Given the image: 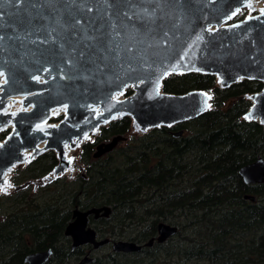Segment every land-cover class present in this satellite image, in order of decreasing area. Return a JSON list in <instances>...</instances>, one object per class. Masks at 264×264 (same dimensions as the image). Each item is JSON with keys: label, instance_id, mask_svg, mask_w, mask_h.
<instances>
[{"label": "trees", "instance_id": "obj_1", "mask_svg": "<svg viewBox=\"0 0 264 264\" xmlns=\"http://www.w3.org/2000/svg\"><path fill=\"white\" fill-rule=\"evenodd\" d=\"M263 87L260 80L246 79L222 88L210 73L168 76L163 91H208L214 109L172 127L131 135L127 146L107 158L93 159L96 143L131 132L133 119L120 118L104 127L96 142L84 144L87 178L56 179L41 195L25 188L0 196V264H26L28 254L49 248L53 254L46 264H67L79 254L71 251L65 234L73 210L101 205L113 209L103 219L104 235L124 237L136 223L145 228L130 240L142 243L156 235L160 221L177 224L181 234L186 218L191 247L178 252L156 243L139 252L104 254L99 264H155L159 253L167 257L183 253L210 264H264V183L246 184L239 175L242 166L264 157V126L244 118L252 105L250 96ZM179 130L184 133L176 137ZM5 136L0 133V142ZM57 163L53 151L45 152L18 171L16 183L42 178ZM246 194L256 200L246 199ZM174 215L180 221L173 220ZM130 256L143 257L133 263L123 258Z\"/></svg>", "mask_w": 264, "mask_h": 264}, {"label": "water", "instance_id": "obj_2", "mask_svg": "<svg viewBox=\"0 0 264 264\" xmlns=\"http://www.w3.org/2000/svg\"><path fill=\"white\" fill-rule=\"evenodd\" d=\"M245 0H190L191 6L186 8L185 15L180 22L179 28L172 29L169 47H153L147 50L148 63L153 64L152 69L145 70L141 67L142 62L135 60L132 63V71L125 64L124 69L119 72V79L112 74L97 76L92 80H75L69 86L67 81L59 79L49 83H35L28 79L29 73L26 67H32L31 56L24 60V63L7 65L10 70L9 83L3 86V98L10 95L26 93L24 104L28 107L33 104L31 111H21L15 116L6 115L0 119V125H7L10 120L14 122L12 130L6 134L0 142L4 146L0 148V182L3 174L16 163L26 160L25 151H50L61 150L65 143L73 140H82L85 134L100 129L104 121L109 120L116 113H123L129 116L134 122L141 126L142 130L157 128L160 126L172 127L199 117L205 112L214 109L213 95L205 90H191L184 94H173L163 91V82L171 74L200 72L210 73L217 76L222 88L229 87L243 80H260L264 83V16L260 13L252 15L258 19H250L241 24L238 28L229 29L228 25L240 24L246 17L233 23L226 24V17L237 7H243ZM26 7V6H25ZM0 10L3 11V23L5 27L0 29L5 36H24L25 30L34 24H42L44 21L33 20L29 23V11L33 14L35 10L16 8L7 3V0L0 2ZM45 10V15H47ZM92 15L98 16L97 13ZM97 25H103L107 29V21L99 18ZM208 25L214 26L213 33L203 32V42L193 48L195 56L190 61H181L180 66L171 71L169 75L159 79V94L156 93V81L161 73L176 63L180 55L187 49V45L195 40L198 33ZM222 25V27H221ZM219 27V31L215 28ZM91 34V33H90ZM156 39H159L157 36ZM9 49H17L12 52L11 59H19V53L28 49L36 50L37 46L27 45L20 49V42L13 39L5 40ZM43 48L44 46H40ZM50 51L44 52L45 56L53 59L58 58L60 53L56 46H48ZM138 49H144L145 45H137ZM39 55V53H37ZM137 55V53H133ZM8 56V53L0 54V60ZM191 56V53H190ZM125 59L127 57L125 56ZM199 69V71L197 70ZM243 77V79H241ZM143 79L145 83L132 89V93L125 95L121 100L112 99V96L123 88L125 83L133 84ZM128 89V88H127ZM127 89L124 94L127 93ZM211 99L206 100V96ZM252 105L246 115L251 113L253 121H258L264 126V87L261 91L252 94ZM5 102V101H4ZM69 105L67 111L59 119L50 118V109ZM205 103L211 107L206 108ZM5 103L1 104V107ZM89 105L99 106L103 115L97 118V113L89 108ZM48 120L50 126L47 132L36 131L34 127L39 123ZM183 130L174 133L181 136ZM126 140V136L119 134L113 136L109 141H102L97 145L94 157L112 151L120 141ZM46 141L43 150L39 144ZM61 162L54 168L56 174L61 173L67 167L66 158L60 153ZM239 174L247 184L264 183V157L259 156L253 162L244 165L239 169ZM246 199L256 200L254 195L246 194ZM113 213L111 205L94 206L93 208L73 210V220L66 227L65 234L73 239L72 248L83 244H92L95 249L102 248L110 243L109 237H97L96 230L89 226V216L95 218H109ZM178 233V227L166 222L158 223V243L165 242L169 237ZM155 238L145 243H137L133 240H114L112 249L115 252L131 253L139 252L145 247L153 246ZM53 249L30 253L25 261L28 264H45L51 258ZM85 258L82 262L91 261Z\"/></svg>", "mask_w": 264, "mask_h": 264}, {"label": "snow or ice", "instance_id": "obj_3", "mask_svg": "<svg viewBox=\"0 0 264 264\" xmlns=\"http://www.w3.org/2000/svg\"><path fill=\"white\" fill-rule=\"evenodd\" d=\"M7 3L16 8H24L25 11L35 10L34 14L29 11L30 24L33 20H41L44 23L32 25L25 30L23 37L18 34L14 37H6L3 32H0V54L8 53L6 58L0 60V91L3 90L4 85L9 83L10 70L6 66L22 65L29 56L33 58L30 61L32 67H26L25 71L29 73L28 79L35 83L47 84L59 79L67 81L71 86L75 80L89 81L107 74H112L119 79V72L124 69L125 64L132 71L136 70L132 68L135 60H140L141 67L145 70L152 69L156 61L148 63L147 50L153 47H169V41L172 38L171 30L179 28L185 15L184 10L191 6L190 0H7ZM246 6L249 13L256 11L251 3H247ZM45 10H47V15H45ZM94 12L99 15L94 17L92 15ZM241 12V7L235 8L226 17L225 22ZM259 12L261 16H264V8L259 9ZM3 16L4 13L0 10V29L5 27ZM101 17L107 21L108 30L106 32L103 25L96 23ZM258 18L249 14L240 24H232L228 27L229 29L238 28L247 20ZM219 30V27L215 28V31ZM205 31L213 33L214 26L208 25L202 29L201 33L196 35L195 40L187 45V49L176 63L161 73L156 81L157 94H159V79L175 71L181 61H190L195 56L193 48L203 42L202 33ZM157 36L159 39H156ZM6 39L19 41L20 49L26 48L27 45L37 47L35 51L28 49L20 52L19 59L13 60L11 59L12 52L17 49L10 50L9 46L4 43ZM50 45L56 46L60 53L58 58L53 59L44 55V52L50 51L48 47ZM137 45H145V48L138 49ZM143 83H145L143 79L133 84L125 83L118 95H124L127 88L139 87ZM205 96L206 100L211 99L207 94ZM112 99H116V95H113ZM68 107L69 105L65 103L62 110L66 111ZM205 107L211 106L205 103ZM89 108L97 113V118L103 115L98 106L89 105ZM4 114H9L7 109L4 110ZM10 115L15 116L16 113L12 112ZM244 118L251 120L253 117L249 113ZM261 122L264 123V121ZM37 128H41V125H37ZM85 139H88L87 134H85ZM3 146L0 144V148ZM71 162L69 159V163ZM9 186L5 181L4 187L0 190L7 193Z\"/></svg>", "mask_w": 264, "mask_h": 264}, {"label": "rangeland", "instance_id": "obj_4", "mask_svg": "<svg viewBox=\"0 0 264 264\" xmlns=\"http://www.w3.org/2000/svg\"><path fill=\"white\" fill-rule=\"evenodd\" d=\"M249 1V3L252 4V6L256 9V11H253L251 13H249V9L247 8V6H243L242 7V12L241 14L235 16L233 19L231 20H227L225 23L229 24V23H233L235 21L241 20L242 18L246 17L247 15L251 14L254 15L256 13H258L259 9L264 8V0H247ZM247 5V4H246ZM259 6V7H258ZM131 87H129L127 89V93L124 94L128 95L131 90ZM251 100V99H250ZM16 100L12 101L15 102ZM252 101V100H251ZM7 103V102H6ZM64 114V113H63ZM63 114H58L56 117L57 118H61L63 116ZM7 114H2L1 119L4 120L5 116ZM124 114L121 113L115 120L111 121L110 123L102 126L98 131H96V133H88L87 135H89L88 139H85L83 142H81L79 145L77 143L73 144V148L69 151V158L66 157V162L67 167L64 169L63 172L56 174L54 170H52L49 174H47L46 176L42 177V178H32L26 181L21 182L20 184L16 183V179L19 170L24 169L29 163H31L33 160L37 159L40 155H42L45 152L48 151H40L39 153L36 154V152L33 150L31 151L28 155H25L26 160L22 163H18L14 170H11V172H9L4 178L3 180L0 182V189H2L4 187V182L7 181L8 184L10 185L7 188V193H5L4 191L0 190V196H5V195H10L12 193H15L16 191H19L21 189H29L31 191V194H38L41 195L42 194V189L45 187V185L47 183H50L56 179H60L63 180L65 182H73L75 180L81 179L83 178H87V169L88 166L84 161V155H83V146L85 143L87 142H96L97 141V137H99L102 134V129L104 127L109 126L112 122L123 118ZM55 118V117H54ZM162 127V126H160ZM159 128V127H158ZM151 129L153 128H148L147 130H142L141 126H139L138 123L134 122L133 126H132V130L131 132L126 136V140L124 141H120L118 146L116 147V149H118L119 147H125L127 146L130 142H131V135H139V136H143L144 134H147ZM12 129L7 128L6 125H0V133L5 132L6 134L9 133ZM112 137H110L107 140L104 141H109L111 140ZM82 141V140H80ZM79 141V142H80ZM102 142V141H100ZM78 145V146H77ZM53 151V150H50ZM56 154L57 160L59 164L61 162V158L59 156V153H57L56 151H53ZM108 156L105 155L103 157L107 158ZM93 159H97L96 157H92ZM69 159H71V163H69ZM176 215V214H175ZM174 215L173 220L175 221H180L179 217H176ZM184 219V218H183ZM186 219V218H185ZM184 219V228L181 229V234H179L178 236H176L175 239L171 240L170 243L168 244V248L169 249H173L175 247V250L178 252L181 251H185L187 247H191V244L189 243V241L186 240V237L188 236L189 232H190V227L187 224V219ZM116 221V220H113ZM169 222H172L170 220H168ZM130 224V220L126 221ZM104 222L100 221L99 223H96L95 226L97 225L99 228L102 229L103 232V228H105V226H103ZM135 224V225H134ZM134 224H130L132 225L131 227L127 228V232L125 234L124 237L121 236H114L112 238L114 239H133V238H137L138 234L141 233L140 231L145 228L144 225H137L136 223ZM147 225V223L145 224ZM121 228V226H119ZM191 233V232H190ZM195 236V235H194ZM193 236V237H194ZM141 241V240H140ZM145 242V241H143ZM181 249V250H180ZM156 252H158V249H155ZM113 252L112 250V246H107L103 249L100 250H96L93 252L94 256L96 257H102L104 254ZM159 258L155 261V264H210L208 261L202 260V259H188L185 257V255L183 253L178 254L175 257H167L165 255V253H159ZM166 256V257H165ZM143 257V256H142ZM141 256H130V258L128 257H123V258H127V260H129L130 262H136L137 260L142 259ZM67 264H78V260L76 258H72L70 259V261Z\"/></svg>", "mask_w": 264, "mask_h": 264}, {"label": "bare ground", "instance_id": "obj_5", "mask_svg": "<svg viewBox=\"0 0 264 264\" xmlns=\"http://www.w3.org/2000/svg\"><path fill=\"white\" fill-rule=\"evenodd\" d=\"M252 1V0H250ZM249 3V1L245 0L244 1V4L243 6H246V4ZM259 7V6H258ZM259 12V10H258ZM133 88V87H131ZM3 92L4 90L0 91V119H1V116L2 114H4V110L7 109V112L9 114L7 115H10V113L12 112H15L16 114L21 112V111H31L32 107H33V104L29 105L28 107L24 104V101L27 97V94L26 93H21V94H17V95H10V96H7L5 98H3ZM116 95V99L118 100H121L124 95H118V93L115 94ZM16 100L15 102H12ZM5 101V102H4ZM7 102V103H6ZM2 103H5L4 106L1 107V104ZM9 105H11L9 107ZM63 106V105H62ZM62 106H57V107H53L52 109H50V112H49V115H50V118H54L56 117L58 114H65L66 111L62 110ZM99 107V106H98ZM24 109H27V110H24ZM100 109V107H99ZM101 111V109H100ZM102 112V111H101ZM58 113V114H57ZM121 113H116L114 114L112 117H115L114 119L111 117L109 120H107L108 122L107 123H102L100 125V128L108 123H110L111 121L115 120ZM37 125H41V128H37ZM35 127H34V130L36 131H42V132H47V129L48 127L50 126H56V123L55 124H49L48 123V120H45L43 122H39ZM7 128H10L12 129V127H14V122H12V120L9 121V123L6 125ZM99 130V129H98ZM97 129L95 131H93L92 133H96V131H98ZM89 137V135H87ZM85 140V135L83 136V139L82 141H78V140H73L72 142L70 143H65L63 146H62V149L61 150H58V149H55V151L57 153H59V156H60V153L62 152L63 155L65 156V158H69L68 154H69V151L73 148V144L74 143H77L78 145L83 142ZM45 144H46V141L44 142H41L39 144V148L40 150H43L44 147H45ZM31 151H25L24 154L25 155H28ZM18 163H16L14 166L10 167L4 174H3V178L9 173L11 172V170H14L15 166L17 165ZM3 180V179H2Z\"/></svg>", "mask_w": 264, "mask_h": 264}, {"label": "flooded vegetation", "instance_id": "obj_6", "mask_svg": "<svg viewBox=\"0 0 264 264\" xmlns=\"http://www.w3.org/2000/svg\"><path fill=\"white\" fill-rule=\"evenodd\" d=\"M243 19V18H242ZM180 131V130H179ZM184 131V130H183ZM177 132V131H176ZM184 133V132H183ZM183 135V134H182ZM176 137H179V136H176ZM100 142H98V143H96V146H95V151H96V149H97V145L99 144ZM118 146V145H117ZM116 146V147H117ZM116 147L113 149V150H115L116 149ZM112 150V151H113ZM95 151H94V153H95ZM112 151H110V152H107V153H105V154H103V155H101L100 157H97V159H101V158H103L105 155H108V154H110ZM94 153H93V156H94ZM251 163V162H250ZM249 164V163H248ZM247 165V164H246ZM243 167V166H242ZM240 175V174H239ZM241 176V175H240ZM243 179V178H242ZM245 182V181H244ZM247 184V183H246ZM101 206H103V205H101ZM99 207V206H98ZM90 208H93V207H90ZM90 208H88V209H90ZM80 209V208H79ZM85 210H87V209H85ZM104 218H106V217H98V218H95V216L94 215H90L89 216V220H90V224H89V226H92L95 230H96V232H97V237H98V239L99 238H106V237H109L110 239H111V241H110V243H108V244H106V245H104L102 248H99V249H95L94 248V246L92 245V244H83V245H80V246H77L75 249H73L72 248V243H73V239H72V237L71 236H67L69 239H70V241H71V251H73V252H77V253H79V254H75V256L73 257V258H76L77 260H78V264H99V262H100V260H101V257H96V256H94V254H93V252L94 251H96V250H100V249H103V248H105V247H107V246H112V242L114 241V240H119V239H114V238H112V237H110V236H108V235H104L103 234V232H102V229L101 228H99L97 225L95 226V224L96 223H99L100 221L102 222L103 221V219ZM108 219V218H107ZM73 220V214H72V219L68 222V224L71 222ZM94 221V222H93ZM160 222H166V223H169V224H171V225H176L177 227H178V233H179V226L177 225V224H173V223H171V222H168V221H160ZM159 223V222H158ZM68 224H67V226H68ZM66 226V227H67ZM65 231H66V229H65ZM178 233L177 234H175V235H173V236H171V237H169L165 242H163V243H161V244H166V247L168 246V244L170 243V241L171 240H173V239H175L176 238V236H178ZM158 236V224H157V233H156V235L155 236H153V237H151V238H155V242H154V244H153V246L156 244V243H158L157 242V240H156V237ZM150 238V239H151ZM149 239V240H150ZM124 240H130V239H124ZM149 240H147V241H149ZM147 241H145V242H147ZM145 242H142V243H145ZM138 243V242H137ZM153 246H149L150 248L151 247H153ZM113 250V249H112ZM114 251V250H113ZM38 252V251H37ZM115 252V251H114ZM26 258V257H25ZM85 258H89V259H92L91 261H87V262H82ZM49 261V260H48ZM26 262V261H25ZM47 263V262H46ZM45 263V264H46ZM26 264H28L27 262H26Z\"/></svg>", "mask_w": 264, "mask_h": 264}, {"label": "built area", "instance_id": "obj_7", "mask_svg": "<svg viewBox=\"0 0 264 264\" xmlns=\"http://www.w3.org/2000/svg\"><path fill=\"white\" fill-rule=\"evenodd\" d=\"M258 13H260V12H258Z\"/></svg>", "mask_w": 264, "mask_h": 264}]
</instances>
